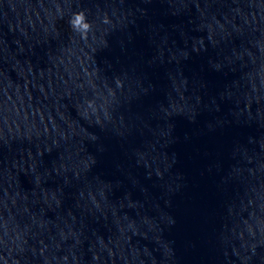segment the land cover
<instances>
[{
    "label": "clouds",
    "instance_id": "clouds-1",
    "mask_svg": "<svg viewBox=\"0 0 264 264\" xmlns=\"http://www.w3.org/2000/svg\"><path fill=\"white\" fill-rule=\"evenodd\" d=\"M68 23L75 33H78L82 39H86L88 33L92 30L91 23L88 21L84 11L74 12L68 20Z\"/></svg>",
    "mask_w": 264,
    "mask_h": 264
}]
</instances>
